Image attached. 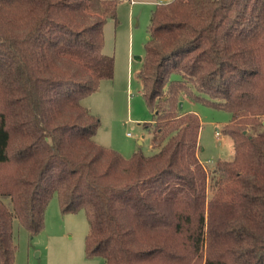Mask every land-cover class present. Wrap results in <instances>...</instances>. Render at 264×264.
I'll return each mask as SVG.
<instances>
[{
  "label": "trees",
  "instance_id": "obj_1",
  "mask_svg": "<svg viewBox=\"0 0 264 264\" xmlns=\"http://www.w3.org/2000/svg\"><path fill=\"white\" fill-rule=\"evenodd\" d=\"M116 8L0 0V264H14V217L36 235L53 195L84 212V252L104 264H264V131H247L264 124V0L154 6L138 71L153 151L129 157L96 142L82 104L113 76ZM183 95L230 112L233 156L210 171Z\"/></svg>",
  "mask_w": 264,
  "mask_h": 264
},
{
  "label": "rangeland",
  "instance_id": "obj_2",
  "mask_svg": "<svg viewBox=\"0 0 264 264\" xmlns=\"http://www.w3.org/2000/svg\"><path fill=\"white\" fill-rule=\"evenodd\" d=\"M118 1L116 18L104 23V54L113 58V76L102 79L96 91L82 98V104L99 118L97 143L129 157L134 151H153L152 113L141 92L138 71L144 54L153 0ZM96 11H101L99 8ZM177 77L176 75H174ZM181 111L195 112L201 121L198 157L208 171L219 159H231L232 140L222 132L230 112L183 95ZM218 131V134L215 132ZM250 134L264 131V124L248 126ZM142 136V138H141ZM140 137V143L137 138ZM88 229L82 210L62 213L56 195L46 206L44 226L30 237L17 218L13 220L16 251L14 264H104L101 256H87L84 237Z\"/></svg>",
  "mask_w": 264,
  "mask_h": 264
},
{
  "label": "crops",
  "instance_id": "obj_3",
  "mask_svg": "<svg viewBox=\"0 0 264 264\" xmlns=\"http://www.w3.org/2000/svg\"><path fill=\"white\" fill-rule=\"evenodd\" d=\"M118 1H125V0H118ZM166 1H169V0H153V2L155 3V5H157V4H159V3H163V2H166ZM130 2V1H129ZM134 2H136L135 0H133V2H130V4H133ZM141 59H142V57H140V61H141ZM142 85V84H141ZM189 111H191V110H189ZM141 138H142V136H141ZM141 139H140V137L139 138H137V142L138 143H140L141 141H140Z\"/></svg>",
  "mask_w": 264,
  "mask_h": 264
},
{
  "label": "built area",
  "instance_id": "obj_4",
  "mask_svg": "<svg viewBox=\"0 0 264 264\" xmlns=\"http://www.w3.org/2000/svg\"><path fill=\"white\" fill-rule=\"evenodd\" d=\"M130 2H133V0H129ZM216 134H218V131L215 132Z\"/></svg>",
  "mask_w": 264,
  "mask_h": 264
},
{
  "label": "water",
  "instance_id": "obj_5",
  "mask_svg": "<svg viewBox=\"0 0 264 264\" xmlns=\"http://www.w3.org/2000/svg\"><path fill=\"white\" fill-rule=\"evenodd\" d=\"M137 59H140V56H137Z\"/></svg>",
  "mask_w": 264,
  "mask_h": 264
}]
</instances>
